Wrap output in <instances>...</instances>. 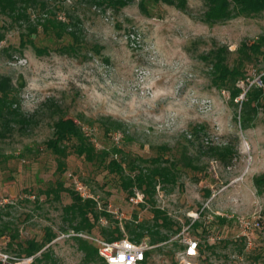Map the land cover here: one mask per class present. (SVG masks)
<instances>
[{"label": "rangeland", "instance_id": "1", "mask_svg": "<svg viewBox=\"0 0 264 264\" xmlns=\"http://www.w3.org/2000/svg\"><path fill=\"white\" fill-rule=\"evenodd\" d=\"M139 1L114 9L89 0H54L60 17L71 15L77 25L81 47L76 54L64 53L42 38L37 45L48 46L44 53H36L30 43L21 46L25 26L0 15L5 36L0 42V74L11 78L20 110L31 118L27 128L16 123L9 136L0 137V200H6L0 204V224L8 226L0 236L2 249L16 255L17 242L41 240L50 229L55 234L51 241L55 262L49 264H85L72 236L59 237L72 230L64 211L70 195L61 191L55 199L52 192L46 193L57 178L75 191L68 173L86 184L98 196L97 208L109 214L100 215L91 232H82L101 234V228L118 226L129 238L126 223L153 228L151 202L146 198L130 202L117 174L75 155L66 158L60 175L56 173V159L44 141L51 136L53 119L64 115L82 126L97 149L113 145L120 149L117 157L124 160L126 171L127 161L150 159L162 152L161 146L167 147V157L183 152L190 156L191 166L178 163L173 184L156 185L155 206L172 220V229L179 230H161L173 239L158 242L147 264H176L184 247L180 241L184 229L186 236L199 240L195 264H240L235 255L242 253L243 243L232 239L236 217L252 215L260 203L264 218V191L258 192L253 182L264 174V96L263 106L242 128L244 94L232 101L226 90L212 86L209 68L199 54L217 43L227 45L233 57L242 41L264 35V12L209 25L199 19L201 0H187L186 10L145 0L147 12ZM262 73L264 62L258 61L248 67L247 81L262 86L258 79ZM239 85L247 89L245 82ZM106 118L121 124L112 130L120 134L117 145L104 135ZM224 145L233 149L229 158L212 155L209 146ZM203 205L206 214L215 217L213 222L200 216L196 227L192 223L186 229L191 222L188 213ZM213 226L220 228L224 239L210 245L204 239ZM14 232L16 237L10 239ZM256 233L257 245L244 254L243 264L264 263L263 231ZM145 234L141 240L150 241Z\"/></svg>", "mask_w": 264, "mask_h": 264}, {"label": "trees", "instance_id": "2", "mask_svg": "<svg viewBox=\"0 0 264 264\" xmlns=\"http://www.w3.org/2000/svg\"><path fill=\"white\" fill-rule=\"evenodd\" d=\"M133 0H89L90 3L98 6H109L119 9L126 6ZM154 3L162 2L174 6L180 10L188 8L187 0H152ZM52 2V3H51ZM145 0H140V8L147 12ZM203 10L199 19L209 25L221 23L237 16H255L264 12V0H201ZM60 6L54 0H0V15L8 17L11 23L18 26H25L26 31L20 32V45L25 46L30 43L36 53H44L48 46H38L40 39L48 41L51 46L64 53L76 54L81 47V38L77 32V25L73 24V16L68 18L60 17ZM32 17L35 19L32 20ZM78 22V18H76ZM76 26V27H75ZM74 27V28H73ZM3 25H0V42L4 39ZM234 56L227 45L214 43L208 50L199 54V58L206 63L209 68L208 74L212 86L219 90H226L232 101L244 94L241 103L240 123L242 128L247 125L251 115L257 113L258 106H263L261 99L264 96V73L259 76V82L247 81L248 67L255 65L258 61L264 62V35L258 36L251 42L242 41L234 51ZM245 82L247 89L239 85ZM60 111V108H58ZM19 123V128L25 129L31 123V118L25 117L20 110L18 89L14 86L11 78L0 74V137L9 136L14 124ZM104 135L112 137V130L119 129L121 124L117 120L110 118L102 122ZM51 136L44 141V148L51 152L56 159V173L60 175L66 167V158L75 155L84 161L103 168L108 173L119 176L120 184L129 194L136 187L142 190L145 198L151 202L153 228L144 224L132 226L130 223L124 225L132 241H140L146 236L145 231L150 236L151 243H158L169 239V234L162 233L161 230L176 232L172 229V220L166 212L155 206L153 195L158 183L173 184L177 178L179 162L185 166H191L190 156L185 152L177 157H167L164 151L166 146L159 149L162 152L152 156L150 159L139 157L137 160L127 161L129 170H125L124 160L117 157L121 150L114 145L111 148L102 147L97 149L91 138L85 133L82 126L73 118L59 115L53 119ZM199 130H204L203 126ZM113 142V141H112ZM212 155L221 160L229 158L233 149L230 145L209 146ZM258 192L264 191V174L253 179ZM66 191L71 197V202L64 206L71 229L74 231L91 232L100 215L108 216L105 210H99L93 199H82L75 191L63 186L61 179L57 178L53 185L47 188L46 193H53L55 199L59 198V193ZM221 221L223 218H219ZM212 223V222H211ZM197 222L193 223L196 227ZM7 224H0V236L6 233ZM264 229V228H263ZM262 229V230H263ZM99 235L108 240L122 237L124 234L118 226L112 229L101 228ZM10 239L16 237L15 232L10 233ZM55 234L47 229L41 240L29 239L17 242L16 255L34 256L32 264H49L52 259L51 241ZM76 241V248L83 254L85 264L98 263L105 264L98 256L94 245L79 236H72ZM9 247L12 245L8 243ZM7 250V249H6ZM258 261V260H256ZM260 264V261H258ZM264 264V263H261Z\"/></svg>", "mask_w": 264, "mask_h": 264}, {"label": "built area", "instance_id": "3", "mask_svg": "<svg viewBox=\"0 0 264 264\" xmlns=\"http://www.w3.org/2000/svg\"><path fill=\"white\" fill-rule=\"evenodd\" d=\"M112 139L115 145L120 142V134L113 133ZM68 178L71 180L73 189L82 199H93L96 202V207L100 208L98 196L93 194L89 188L81 182L76 176L68 173ZM158 188V186H157ZM34 197V195H29ZM145 194L142 190L134 187L132 193L129 196V201L135 204L144 202ZM6 200H0L1 203H5ZM207 206L203 205L195 212L188 213L191 222L187 225L186 229L194 223L200 216L205 219L206 223H211L214 220L213 214H206ZM237 232L232 239L234 241H240L243 243L242 253L235 255L238 263H244L245 253L250 252L256 247L257 233L263 231L264 235V218L262 215V206L257 204L255 211L250 216H237L236 217ZM263 229V230H262ZM184 229L181 234L183 238L180 240L183 242L184 247L177 254L176 264H195V258L199 255V240L186 236ZM79 236L89 241L95 246L98 256L104 261L105 264H147L151 250H153L158 244L151 243L150 241L140 240L132 241L125 234L117 239L108 240L99 234L87 233L82 231L70 230L61 234L59 237ZM179 236H176L178 238ZM173 238L169 239L172 240ZM224 239L222 231L217 226H213L208 229L204 241L207 244H215ZM37 255V254H35ZM35 255L31 256H18L11 252H8L0 247V264H30ZM221 264V263H217ZM249 264H259L258 261L252 260Z\"/></svg>", "mask_w": 264, "mask_h": 264}]
</instances>
